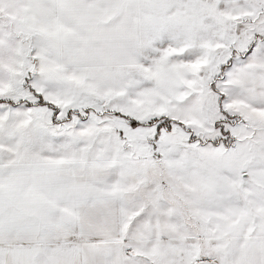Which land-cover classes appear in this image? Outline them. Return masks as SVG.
<instances>
[{
    "label": "snow or ice",
    "instance_id": "1",
    "mask_svg": "<svg viewBox=\"0 0 264 264\" xmlns=\"http://www.w3.org/2000/svg\"><path fill=\"white\" fill-rule=\"evenodd\" d=\"M0 264H264V0H0Z\"/></svg>",
    "mask_w": 264,
    "mask_h": 264
}]
</instances>
